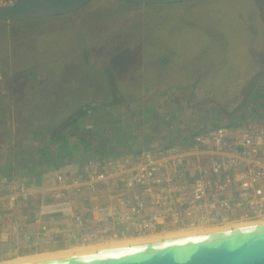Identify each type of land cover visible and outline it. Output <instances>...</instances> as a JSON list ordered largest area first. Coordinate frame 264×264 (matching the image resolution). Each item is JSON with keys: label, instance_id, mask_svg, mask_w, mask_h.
I'll return each mask as SVG.
<instances>
[{"label": "rangeland", "instance_id": "obj_1", "mask_svg": "<svg viewBox=\"0 0 264 264\" xmlns=\"http://www.w3.org/2000/svg\"><path fill=\"white\" fill-rule=\"evenodd\" d=\"M123 5L117 0H95L73 16L0 23L1 72H10L11 68L6 66L13 60L16 63L14 83L18 85L14 95L6 92L4 86L0 95H12L20 103L10 108L12 114L7 117V124L0 127V143L30 145L27 133L30 125L33 128L50 126L67 118L50 113L61 107V97L68 94L55 92L53 88V91L48 88L47 92H32L33 85L26 78L29 65L41 59L60 61L64 45L74 43L98 50L92 56L99 66L105 55H102L103 49L104 53L109 50L111 54L109 47L124 46L132 56L136 71L145 69L141 78L125 79L126 87L141 85L138 88L142 87L144 93L139 99L127 101L128 105L126 100L116 101L114 95L106 99L108 94L98 90L97 83L93 84V92L79 94L92 97L66 100L77 106L123 102L126 107L114 110V120L130 132L123 131L126 135L117 139L121 145L132 142L134 148L130 152L169 143L184 144L190 135L223 124L264 121V0ZM79 54L76 50L68 55L72 59ZM36 67L30 69H35L34 75L44 81L45 77H41ZM125 92L127 96L133 94ZM45 97L52 99L46 101ZM45 102L52 105V110L40 106ZM92 117L102 121L101 126H107L110 119ZM84 122H91V118ZM44 138L39 139L42 142ZM102 140L97 134L92 144L94 148L106 147L104 155L107 156L116 141L106 138L104 143ZM21 151L16 148L12 157ZM0 156L2 163L9 153L0 152ZM16 170L17 174L25 173L21 168ZM3 261L8 260H0Z\"/></svg>", "mask_w": 264, "mask_h": 264}, {"label": "built area", "instance_id": "obj_2", "mask_svg": "<svg viewBox=\"0 0 264 264\" xmlns=\"http://www.w3.org/2000/svg\"><path fill=\"white\" fill-rule=\"evenodd\" d=\"M261 220L264 121L209 128L184 144L0 174V260Z\"/></svg>", "mask_w": 264, "mask_h": 264}, {"label": "water", "instance_id": "obj_3", "mask_svg": "<svg viewBox=\"0 0 264 264\" xmlns=\"http://www.w3.org/2000/svg\"><path fill=\"white\" fill-rule=\"evenodd\" d=\"M95 0H14L0 21L68 15ZM177 4L197 0H117ZM13 264H264V223L107 246Z\"/></svg>", "mask_w": 264, "mask_h": 264}, {"label": "crops", "instance_id": "obj_4", "mask_svg": "<svg viewBox=\"0 0 264 264\" xmlns=\"http://www.w3.org/2000/svg\"><path fill=\"white\" fill-rule=\"evenodd\" d=\"M85 6L79 9L78 11H75L68 15L56 16V17L45 18V19H26V20H51V19H56V18H61V17L73 16L77 12H81L85 8ZM26 20L0 21V23L9 24L11 22H20V21H26ZM77 39L79 41L80 38L77 37L76 40ZM49 47L50 45L48 46V48ZM109 49L111 50V54H109V50H107L105 53H104L105 50L104 49L102 50L103 52L102 55L104 54L105 55L101 60V65L99 66L98 64L100 63H96L98 60L95 59L94 61L93 56H92L94 51H98V50H95L93 46H89L87 44H79V43H74V44H71L70 46L64 45V49L59 56V58L61 57L60 61L58 58L56 59L54 58L51 60L41 59L37 61L35 64L29 65L28 66L29 71H27L29 74V77L26 78V81L29 85L30 84L33 85L31 87L32 92H40V93L44 91L47 92L46 90L49 88L51 89V91L53 90L55 92L60 91L64 94H68V95L61 97L62 98L61 100H63V104L61 105V107L54 108L56 110L55 111L53 110L50 113V115L71 116L77 113L78 110H81V109L85 110L86 107L89 106V104L91 103L89 104L82 103L79 106H77V105H72L73 103H71V101H66V100L67 99L77 100L75 99V97H78L81 99L83 97H86V98L92 97V96H79V94L82 93L84 95L89 92H93L94 91L93 84H96V83L100 85L97 88L98 90H102V93L108 94L106 95L107 97H105L106 99H110L111 95H114L113 97L117 98L116 101L120 99L127 101V100L135 99L138 97L141 98L142 95L144 94L142 93L143 88L142 87L138 88V86H141V85H138V86L136 85V86H132L131 88H128L126 87V85H124V82L126 81L125 79L128 80V78H131V77L136 78L139 76V78H141V76L144 75L145 69L139 72L136 71L137 68L134 65H132L131 63L132 56H130V54L129 55L127 54L126 47L124 46L116 47V48L109 47ZM76 50L80 52L79 56H77L76 58H72V59L69 58L70 55L68 54ZM37 63H38V66L36 67ZM2 67L3 66L0 65V92H1V88L4 86L6 89V92L8 93L10 92V94L12 93L14 95V93H16L15 91L17 90L15 89L17 84L14 83L15 82L14 81L15 71L14 70L16 68V63L13 60L8 62L6 67L11 68V69H10V72H8L7 74H4L3 70L1 72ZM31 67L37 68L41 77L43 76L45 77L44 81L43 80L41 81L40 76L36 77L34 75V72L36 70L30 69ZM28 89L30 88L28 87ZM125 91H130L134 95L130 93L131 95L127 96ZM69 94L71 95L70 97H69ZM11 96L12 95H10V97L9 96L4 97V95H0V101L7 102L5 100L10 99ZM14 99L15 98H13V100ZM49 99H52V98L45 97L46 101H48ZM0 105L4 108L6 107L7 110H9V108L11 107L12 108L15 107V104H6L4 106V104L0 103ZM40 106H42L43 109L52 110L51 109L52 105H50V103L45 102V104H41ZM108 106H109L108 108H112V106H114L113 110L117 108H121V110H123V108L126 107L123 104V102L109 103ZM108 108H105V109H108ZM58 109H61V110L57 111ZM105 109L101 107L99 111L89 110L86 115L105 116V115L110 114L107 111H105ZM64 110H67V111H64Z\"/></svg>", "mask_w": 264, "mask_h": 264}, {"label": "trees", "instance_id": "obj_5", "mask_svg": "<svg viewBox=\"0 0 264 264\" xmlns=\"http://www.w3.org/2000/svg\"><path fill=\"white\" fill-rule=\"evenodd\" d=\"M119 2L121 4H124L126 7H130L132 5L136 7L143 6L142 4L128 3L124 1ZM127 101L125 102V104L128 105L129 102ZM3 102L4 101H0V103L4 104V106L6 104H15V106H17L18 104L20 105L19 102H15V100H13V97L10 98L8 102ZM100 106H104V109L109 107L104 103H91L89 104V106H85V110H78L74 115L67 116V118H64L61 121L51 123L50 126L44 124L38 128H33V125H30L27 132L30 136V145L23 146L21 144H18L15 146L12 144V142H10V144L0 143V152L9 153V157L5 158L6 161L0 163V174L15 177L17 175L19 176L26 173H37L53 169L58 167L62 163L66 164L69 162H74V160L75 162H84L88 159H91L90 157L92 156H94L95 158H103L106 155V151L104 150L106 149V147L102 146L101 148H99V146H97L96 148H94L92 144L93 137H95L97 134H99V138H104V141L102 140V142L104 143L106 138H113V140L116 141L115 146L111 148V151H109V155L107 154V156H116L132 151L134 148V144H132V142H130V144L124 143L121 145V143L117 140L119 138L123 139V136H125L126 133L130 132H126V130L121 126V122L119 123L118 120H114V106H112V108L105 109V111L110 113L108 115H105V118H110L107 126H101L103 124L102 121L95 120V118L93 119L91 115H86L89 110L99 111L101 109ZM1 107L2 106L0 105V108ZM6 110V107H2V111L0 112V127L4 124H7V117H10L12 114L9 111L10 108L9 110H7L9 112H6L4 114V111ZM153 110L154 109H151V111ZM87 118H91V122L85 123L84 120H87ZM243 122L244 121H237L235 123ZM108 126H110L109 129H107ZM4 130L5 133L8 132L7 128H5ZM123 131L126 132L125 135H123ZM130 131H132L133 133L132 129H130ZM41 136H45L42 142L41 139H39ZM16 148H21V150L23 151L16 153V157L14 158L12 157V151H14ZM142 150L146 149L140 148L137 151L133 152H139ZM1 157L2 156H0V159ZM17 168L23 169L25 173L17 174Z\"/></svg>", "mask_w": 264, "mask_h": 264}, {"label": "bare ground", "instance_id": "obj_6", "mask_svg": "<svg viewBox=\"0 0 264 264\" xmlns=\"http://www.w3.org/2000/svg\"><path fill=\"white\" fill-rule=\"evenodd\" d=\"M262 223H264V220L256 221V222L238 223V224H234V225H230L226 227H220V228L172 230V231H168V232L161 233V234H152V235L141 236V237H126V238H121V239H115V240L108 241V242L101 243V244L74 246V247L59 249V250H54V251H46L42 253L24 255L20 257H15L13 259H4L8 261L0 262V264H13V263H20V262H25V261L40 260V259L57 256V255L68 254V253H73V252H78V251H85V250L107 247V246L135 243V242L147 241V240L163 239V238L175 237V236L186 235V234L215 231L219 229L235 228V227L262 224Z\"/></svg>", "mask_w": 264, "mask_h": 264}]
</instances>
